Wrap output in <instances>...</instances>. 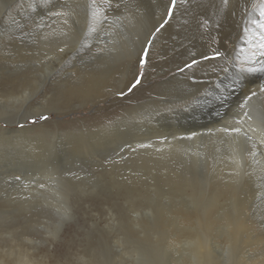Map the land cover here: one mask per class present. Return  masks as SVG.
<instances>
[{
  "label": "rangeland",
  "instance_id": "obj_1",
  "mask_svg": "<svg viewBox=\"0 0 264 264\" xmlns=\"http://www.w3.org/2000/svg\"><path fill=\"white\" fill-rule=\"evenodd\" d=\"M153 3L154 0H143L142 4L148 9ZM180 7H185L184 0H176L171 16L168 15L162 24L164 27ZM13 13L10 19L0 21V84L16 78L23 80L29 74H33L32 79L38 77L40 82L37 90L28 92L27 99L20 100L15 96L11 101L0 95V119L26 115L24 125L33 129L27 138L33 146L30 143L25 145V140L20 139L0 142V264H191L195 257L193 244H197V231L208 242L207 250L202 252L215 264L264 262V179L260 175L251 174L250 179L260 180L257 183L262 185L259 193L247 200L244 209L240 187L236 197H214L216 189L212 175L217 164L213 162L215 157L212 154L209 157L213 164L205 170L197 168L195 174L199 178L183 191L182 185L173 181V174L167 175L152 165L141 166L150 160L145 151L77 147L80 143L90 144L91 138L87 136L94 134L97 128L87 122L97 117L100 113L97 111L102 107L127 104L128 108L135 109L139 106L149 116L153 114L152 101L167 100L162 98L163 92L172 95L187 85L183 78L175 85L174 77L185 74L187 79L190 69L195 71L210 60L217 61L222 55L194 60L196 63L192 61L178 70L169 64L178 51L165 48L164 38L158 43L151 39L143 56L138 58L134 73L125 81L126 90H120L123 93H115L97 104L80 100L67 109H59L50 100L68 83L93 70L101 71L107 67L116 70L121 62L102 69L98 61L88 56L93 50L90 47L61 75L44 80L42 73L46 70L42 65L48 57L46 50L37 44V36L49 20H43L46 15L40 17L42 20L32 19L27 10ZM148 15V25L154 24L151 9ZM93 44L97 45V40L93 39ZM216 50L213 48L212 51ZM179 57L184 64L185 54L181 53ZM137 80L139 84H136ZM258 80L262 81H253L258 85ZM164 81L172 84L163 85ZM184 99L181 97L170 102ZM159 105L162 112L173 118L169 122H177L176 127L208 119L198 113L191 117H173L168 104ZM157 114L155 117L164 116ZM9 124L1 121L0 132L14 129ZM3 135L1 138L5 137ZM81 136H84L82 142L75 140ZM39 137L46 139L47 143ZM48 141L53 142L49 147ZM222 188L226 187H220L222 191H219H227ZM182 215L193 218L186 222ZM203 217L212 223L210 231L196 223L197 218ZM240 221L251 225L250 232L256 237L255 241L237 240L236 245L227 241L232 224Z\"/></svg>",
  "mask_w": 264,
  "mask_h": 264
},
{
  "label": "bare ground",
  "instance_id": "obj_2",
  "mask_svg": "<svg viewBox=\"0 0 264 264\" xmlns=\"http://www.w3.org/2000/svg\"><path fill=\"white\" fill-rule=\"evenodd\" d=\"M154 1L155 4L147 9L142 4L143 0H110V5L104 0H95L94 4L93 0H0V21L10 19L14 16L13 12L25 10L31 14L29 16L32 19L46 15L42 18L49 21L45 22L37 36V44L46 50L48 57L42 65L46 70V73H42L44 80L61 75L67 66L90 47L93 50L88 56L90 55L91 60L98 61V66L102 69L111 63L121 62L116 70H108L109 67L86 73L81 70L82 75L78 80L68 83L64 90L58 91L50 100L59 109H67L80 100L82 103L92 101L97 104L115 93H123L120 90H126L125 81L134 73L140 60L138 58L143 56L151 39L158 43L164 38L165 48L171 47L178 51L169 61L178 70L194 60L219 52L221 58L217 61L210 60L195 71L190 69L187 79L185 74L174 77L172 80L175 85L181 78L187 85L172 95H165L163 92L162 98L167 100L152 101L153 114L149 116L139 106L135 109L128 108L127 104L122 107L115 104L102 107L97 111L100 112L99 115L96 113L97 117L87 122L89 126L97 128L94 134L87 136L91 138L90 144L85 146L80 143L77 147L82 149L83 145L86 150L98 147L103 151H145L150 155V160L141 166L152 165L160 172L173 174V181L181 184L182 190L192 186L193 181L199 178L195 174L197 168L205 170L213 164L209 157L212 154L215 161L211 159L217 164L212 175L216 189L214 197H236L240 187L243 190L240 189L243 195L241 204L246 209L247 200L250 201L259 193L262 185L257 183L260 180L250 179L251 174L255 173L264 179V143L259 134L261 127H264V92L261 91L264 85H260L261 82L264 83V0H227V4L224 0H184L185 7L176 8L169 24L163 26L164 29L161 25L168 18L171 0ZM150 9L155 20L154 24L148 25ZM57 11H62L65 15H54ZM93 39L97 40V45H91ZM61 48L64 49L63 52L60 51ZM213 48L217 50L213 52ZM181 53L186 56L184 64L178 60ZM32 76L33 74H29L23 80L16 78L9 83L0 84V97L10 100L15 96L20 97V100L27 99L30 94L28 92L37 90L40 82L38 77L32 79ZM255 79L262 81L258 80L257 85V81H253ZM162 84L169 85L172 82L164 81ZM252 92L256 95L246 100ZM130 97L131 95L128 98ZM181 97H185L182 102H170ZM159 103L168 104L173 117H191L193 113H198L206 115L208 119L176 127L177 122H169L173 118L162 112ZM157 113L164 116L155 117ZM27 118L26 115L20 118H1V121L11 123L9 125L14 129L1 131L0 142L10 143L20 139L25 140V145L30 143L33 146L32 142L27 141L28 133L33 132V129L24 125ZM165 118L166 121H162ZM155 119L161 122H156ZM16 125L18 129L15 128ZM234 126L245 130L251 126L257 132L250 133L253 135L251 142H245L242 136L224 131L225 128ZM1 135L5 137L1 138ZM83 137L75 140L82 142ZM39 138L47 143L46 139ZM52 143L48 141V147ZM222 186L226 187L222 189L229 192H221L219 188ZM182 216L186 222L193 218L190 215ZM205 220L206 217L197 218L196 223L210 231L212 223ZM241 221L239 224H232V232L227 238L231 244L236 245L237 240H256L250 232L251 225ZM195 235L197 244H193L196 251L191 264H215L202 252L208 246L205 236L198 231ZM158 259L159 257L155 261ZM241 264L251 263L248 261Z\"/></svg>",
  "mask_w": 264,
  "mask_h": 264
},
{
  "label": "snow or ice",
  "instance_id": "obj_3",
  "mask_svg": "<svg viewBox=\"0 0 264 264\" xmlns=\"http://www.w3.org/2000/svg\"><path fill=\"white\" fill-rule=\"evenodd\" d=\"M104 2L106 4H109L110 5V0H104ZM225 4H227V0H224ZM95 3V0H93V4ZM176 7V0H171V6L169 8V16H171L172 14V9H174ZM54 15H65V13H63L62 11H57L54 13ZM161 27H163V25H161ZM262 27H264V25H262ZM262 47H264V45H262ZM61 52L64 51L63 48L60 49ZM220 56V53L217 52L216 53V57H219ZM206 59L208 57H205ZM141 63L143 64L144 61L142 60ZM193 63H196V61H193ZM188 67H191V65H188ZM136 84H139V80L136 81ZM136 84L133 85V87L136 86ZM131 90V89H130ZM261 91L264 92V88H261ZM256 93L255 92H252L250 96L246 97V100H250L252 98V96H255ZM245 115L247 116L248 114L245 113ZM42 119H46V117H41ZM251 117H249L250 119ZM225 132H232V133H235L239 136H242L243 139L245 140V142H251L253 140V135L252 134H255L257 132V129L256 128H252L251 126H249V129L248 130H245L241 127H238V126H234L232 128H225L224 129ZM252 133V134H250ZM260 136L262 137V143H264V127H261V130H260Z\"/></svg>",
  "mask_w": 264,
  "mask_h": 264
}]
</instances>
